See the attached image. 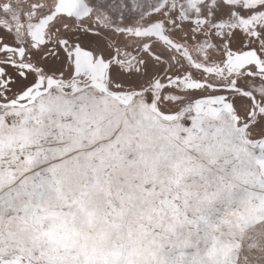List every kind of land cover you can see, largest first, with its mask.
Wrapping results in <instances>:
<instances>
[{"label":"snow or ice","instance_id":"1","mask_svg":"<svg viewBox=\"0 0 264 264\" xmlns=\"http://www.w3.org/2000/svg\"><path fill=\"white\" fill-rule=\"evenodd\" d=\"M0 264H264V0H0Z\"/></svg>","mask_w":264,"mask_h":264}]
</instances>
